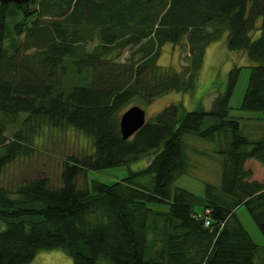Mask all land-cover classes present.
I'll return each instance as SVG.
<instances>
[{
    "label": "trees",
    "instance_id": "trees-1",
    "mask_svg": "<svg viewBox=\"0 0 264 264\" xmlns=\"http://www.w3.org/2000/svg\"><path fill=\"white\" fill-rule=\"evenodd\" d=\"M224 34L230 50L253 61L239 108L264 110V0L0 3V176L32 152L42 124H68L91 139L90 151L65 160L60 184L47 175L0 183V264H24L49 248L73 264H258L264 250L236 209L244 204L264 233V180L245 166L264 165V129L249 138L229 114L240 65L230 67L209 109L171 102L128 138L119 127L133 101L193 90L206 44ZM182 39L189 62L159 64L161 45ZM69 65L81 78L67 85ZM206 117L214 121L203 125ZM222 131L220 184L207 182L202 195L173 187L187 167L183 135L214 139ZM140 158L146 164L122 180L77 183L88 170Z\"/></svg>",
    "mask_w": 264,
    "mask_h": 264
},
{
    "label": "rangeland",
    "instance_id": "rangeland-1",
    "mask_svg": "<svg viewBox=\"0 0 264 264\" xmlns=\"http://www.w3.org/2000/svg\"><path fill=\"white\" fill-rule=\"evenodd\" d=\"M10 21V20H9ZM13 24L11 20L10 25ZM258 30L253 31L254 36ZM94 42L85 43V49H90ZM124 50L121 57L126 55ZM189 49L185 39L179 43L165 42L160 47L158 63L170 65L179 69L181 64L189 62ZM252 60L242 50H230L226 46L225 34L218 39L211 40L205 46L202 62L195 77V85L190 91H168L155 97L150 103L140 104L146 110V118L153 117L164 105L176 102L181 103L185 109H205L212 106L216 94L224 90L227 74L230 67L240 65L241 69L229 100V114L237 116L241 123V130L249 138L259 137L264 129V110L241 109L239 104L246 88L250 73ZM66 75V84L77 81L76 74L71 71L69 65ZM87 71H85L86 74ZM88 75V73H87ZM212 117H206L203 125L213 122ZM13 124L7 127V133L16 128ZM228 139V132L215 134L214 139H205L194 134L183 135L185 154L187 159L186 171L176 178L174 186L185 187L198 195L204 193V186L207 182L219 185L221 176V155L217 151ZM91 139L83 132L68 124L49 126L42 124L37 135L33 138V149L28 155L18 157L8 163L0 176V183L5 186H13L19 181L37 175H47L54 184L61 183V170L69 155H80L82 152L91 150ZM145 158L132 161L128 166H115L100 170H88L86 175L79 174L77 183L79 186H89L91 180L97 179L104 182L122 180L128 173V169H138L146 164ZM245 166L253 171V177L264 180V165L254 159H247ZM150 206L159 209H166V204L150 203ZM236 213L252 235L254 241L264 250V233L259 229L252 215L244 204L237 207ZM260 258V259H259ZM258 264L264 263V255L259 254ZM24 264H73L69 256L61 248L41 249L27 263Z\"/></svg>",
    "mask_w": 264,
    "mask_h": 264
},
{
    "label": "water",
    "instance_id": "water-1",
    "mask_svg": "<svg viewBox=\"0 0 264 264\" xmlns=\"http://www.w3.org/2000/svg\"><path fill=\"white\" fill-rule=\"evenodd\" d=\"M27 0H0V3H23ZM146 110L140 104H131L119 117V127L123 138H128L138 130L146 121Z\"/></svg>",
    "mask_w": 264,
    "mask_h": 264
}]
</instances>
